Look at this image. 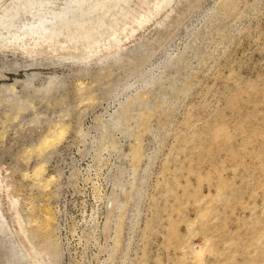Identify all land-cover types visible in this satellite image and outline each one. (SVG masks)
I'll return each mask as SVG.
<instances>
[{"label":"rangeland","instance_id":"rangeland-1","mask_svg":"<svg viewBox=\"0 0 264 264\" xmlns=\"http://www.w3.org/2000/svg\"><path fill=\"white\" fill-rule=\"evenodd\" d=\"M1 18L0 264H264V0Z\"/></svg>","mask_w":264,"mask_h":264},{"label":"bare ground","instance_id":"bare-ground-1","mask_svg":"<svg viewBox=\"0 0 264 264\" xmlns=\"http://www.w3.org/2000/svg\"><path fill=\"white\" fill-rule=\"evenodd\" d=\"M73 2L75 3V2H77V0H73ZM162 8V6H159L158 7V10H160ZM63 13V12H62ZM57 18H62L60 15H58L57 16ZM3 21V18H1L0 19V26H4L5 27V23H3L2 22ZM3 23V24H2ZM41 28L42 29H44V31L45 30H47L48 32H49V36H51V37H54L55 36V34H54V32L50 29V28H46L45 26H44V23H40V24H38L37 25V27H33V28H29L26 32H24V34H23V36H24V38H26V36H33V35H41L42 34V32L40 31L41 30ZM46 32V31H45ZM32 39V38H31ZM20 40H23V39H21L20 38V36L19 35H17V34H13V35H11V33L9 34V33H7L6 35H3L2 33H1V31H0V45L2 46V47H7L8 45H16V46H19L18 44V41H20ZM37 40H39V39H37ZM40 41V40H39ZM38 41V42H39ZM18 43V44H17ZM23 44H24V42H23ZM25 46V45H24ZM22 47H23V45H22ZM21 46H20V48H22ZM26 51V50H25ZM69 57H71V58H78V59H84V56H83V54H78V55H76V56H69Z\"/></svg>","mask_w":264,"mask_h":264}]
</instances>
